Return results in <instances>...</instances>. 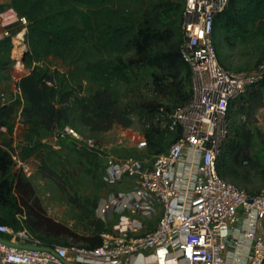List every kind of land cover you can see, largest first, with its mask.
Listing matches in <instances>:
<instances>
[{
  "label": "built area",
  "instance_id": "obj_1",
  "mask_svg": "<svg viewBox=\"0 0 264 264\" xmlns=\"http://www.w3.org/2000/svg\"><path fill=\"white\" fill-rule=\"evenodd\" d=\"M228 1L185 0L180 53L190 70V97L159 122L160 129L178 137L164 152L142 159L106 157L104 181L130 185L129 191L110 194L97 208L99 218L120 216L117 233H102V245L93 250L55 246L47 252L0 243V264H63L70 255L133 264V257L146 250L165 252L170 264H264V190L247 193L222 178L216 167L228 136L230 104L249 94L264 76V60L251 72L231 71L218 61L214 20ZM0 102L8 104L4 95ZM57 136L96 149L93 140H82L68 126ZM135 138L136 149L148 148L144 134ZM9 153L26 172L17 151ZM155 204L160 216L153 228L143 231L136 217L149 216ZM0 234L15 245L44 247L26 231L0 226Z\"/></svg>",
  "mask_w": 264,
  "mask_h": 264
},
{
  "label": "rangeland",
  "instance_id": "obj_2",
  "mask_svg": "<svg viewBox=\"0 0 264 264\" xmlns=\"http://www.w3.org/2000/svg\"><path fill=\"white\" fill-rule=\"evenodd\" d=\"M26 1L30 0H11V3L20 7ZM43 1L54 10L71 8L92 19L101 16L96 9L73 5L68 0ZM162 3H173L180 8L184 6L185 0H112L107 7L113 11L114 19L125 23L131 19L143 21L150 15L152 7ZM159 13L163 23L171 21L175 25L174 16L165 14L162 8ZM26 25L25 19V23L21 22L24 34ZM76 25L80 33L76 44L69 46L61 55L40 59L28 67L23 63L29 49L24 34L14 40L13 59L8 56L4 64L6 71L3 73L5 85L10 89L9 103L20 99V94L14 90L21 77L17 80L12 77L13 74L19 76L17 69L20 64L25 67V75L34 66L47 68L53 73L63 97L70 93L69 100L59 104L67 109V119L50 130H40L29 145L23 142L25 127L17 116L20 112L18 110L14 120L15 134L14 131L12 134L7 130L0 131V144H8L9 149L17 151L27 171L24 172L15 163L13 171L21 170L46 215L71 233L72 237L65 238L67 243L81 249L82 237L110 231L111 223L97 216V208L112 192L123 187L104 181L106 157L112 156L119 160L127 157L142 159L148 155V148L136 149L133 140L144 134L141 110L147 106L161 105L169 110L180 107L184 103L182 97L190 93V79L185 83H180L179 79L171 82L162 78L155 68L134 66L130 62L132 52L99 49L93 44L89 32L83 30L79 23ZM214 38L218 41V61L228 70L251 72L264 60V36L256 33L255 29L235 38L230 36L225 41L216 28ZM116 66L121 68V72L114 71ZM22 74V77L25 76L24 72ZM176 83L180 84L179 97L175 93ZM103 91L111 96L114 103L109 114L112 117L110 122L93 120L91 107H88L93 96ZM4 92L0 95H4ZM256 92L259 93L258 97H254V101L245 110L229 111L228 136L225 140L227 147L230 144L238 145V152H235L238 159L235 164L232 161L230 173L224 178L250 194L264 190V86L257 85L249 95ZM66 126L75 129L82 140H93L96 149L86 147L82 141L59 139V129ZM171 140L167 138L163 142L164 150ZM155 143L162 142L155 140ZM25 148L32 151V154L22 160ZM222 160L229 163L225 156L219 159L220 163Z\"/></svg>",
  "mask_w": 264,
  "mask_h": 264
},
{
  "label": "trees",
  "instance_id": "obj_3",
  "mask_svg": "<svg viewBox=\"0 0 264 264\" xmlns=\"http://www.w3.org/2000/svg\"><path fill=\"white\" fill-rule=\"evenodd\" d=\"M68 1L73 5L96 9L101 16L92 19L71 8L54 10L43 0L26 1L20 7L12 2L17 14L27 22L24 41L29 49L23 60L25 66H31L35 61L49 56L61 55L69 46L76 44L80 38L76 25L79 23L83 30L89 32L97 48L132 52V65L155 68L162 78L171 82L179 79L180 83H185L190 79V70L180 53L184 6L177 8L173 3H162L152 7L150 15L143 21L125 19V23H122L114 19L113 11L107 7L112 0ZM160 8L165 14L174 16L175 25H172L171 21L163 23ZM216 28L225 41L230 36L235 38L246 34L250 29H255L256 33L264 36V0H229L227 7L214 20V29ZM9 45L11 41L7 38L0 43V47ZM114 71L121 72V68L116 66ZM258 85L264 86V76ZM16 87L20 92V99L0 106V127H5L8 133L12 134L14 131L18 110L20 112L17 116L25 127L23 142H28L29 145L33 136L38 135L40 130H50L60 121L67 119V109L59 104H65L70 93L63 97L57 88L53 73L47 68L34 66L29 74L17 81ZM176 87L175 93L179 97L180 84L176 83ZM258 95L257 92L251 94L249 105ZM189 97L190 93L182 97L183 102L188 101ZM113 106L111 96L103 91L93 96L88 107H91L93 120L110 122L112 117L109 114ZM171 111L161 105L147 106L141 110L149 154L164 152L163 142L167 138L173 142L178 137L160 129L159 122L167 120ZM146 124L148 127H145ZM155 140L162 143L156 144ZM8 147V144H0V226L9 227L15 232L26 231L33 241L44 247H73L65 239L66 236L72 237L69 230L46 215L21 170L13 171L14 163L9 151L15 149ZM237 148L238 145L232 144L227 147L225 142L216 163L217 172L222 178L230 173V164L237 162ZM25 149L22 160L32 154L28 149L24 154ZM222 156H225L229 163L223 160L220 163ZM0 237L8 239L5 234H0ZM80 240L83 242L81 249L93 250L102 245L101 233L82 237Z\"/></svg>",
  "mask_w": 264,
  "mask_h": 264
},
{
  "label": "crops",
  "instance_id": "obj_4",
  "mask_svg": "<svg viewBox=\"0 0 264 264\" xmlns=\"http://www.w3.org/2000/svg\"><path fill=\"white\" fill-rule=\"evenodd\" d=\"M23 34H24V28L21 26V20L12 7L11 0H0V43L5 38L10 39L11 41V45L7 47H0V93L5 91L4 97L8 103L10 102L9 101L10 96L8 95L10 89L8 85H5V80L3 79L4 76L3 73L6 71V67H4V64H6V62L8 61L7 60L8 56L11 59H13V52L15 51V48H12V45L14 46L15 45L14 40L18 36H22ZM19 66L20 67H18L17 69L19 76L13 74L12 77H15L14 80H17L20 77H22L23 75L22 72H24L25 75V67L23 66V64H20ZM14 91L20 94V92L17 91L16 88ZM250 99L251 96L248 94L233 101L230 104L229 111L236 110L237 112L238 111L242 112L243 110H245V108H247L246 106L249 105ZM119 185L123 186L122 189L114 191L111 194L127 192L130 190L129 184H119ZM124 216H128V214L124 213ZM159 216H160V207L158 204H155L149 216L147 217L137 216L136 219L139 223L142 224L143 227L142 230L144 231L153 228ZM108 221L111 223V226H110V231L107 234L117 233V229L119 227V222H120V216L113 215L111 218L108 219ZM171 260L172 258H170L165 252L146 250L135 255L132 259V263L133 264H170ZM64 262L71 264H110V262L104 260L89 262L84 257L72 256V255H70L66 261H63V264Z\"/></svg>",
  "mask_w": 264,
  "mask_h": 264
},
{
  "label": "water",
  "instance_id": "obj_5",
  "mask_svg": "<svg viewBox=\"0 0 264 264\" xmlns=\"http://www.w3.org/2000/svg\"><path fill=\"white\" fill-rule=\"evenodd\" d=\"M0 243L8 247H20V248L27 249V250H39V251L52 252V250L48 247H33V246H25V245H15L13 243L7 242L5 239L1 237H0ZM64 264H71V263L64 262Z\"/></svg>",
  "mask_w": 264,
  "mask_h": 264
},
{
  "label": "bare ground",
  "instance_id": "obj_6",
  "mask_svg": "<svg viewBox=\"0 0 264 264\" xmlns=\"http://www.w3.org/2000/svg\"><path fill=\"white\" fill-rule=\"evenodd\" d=\"M18 38L20 39V36H18L17 39H18Z\"/></svg>",
  "mask_w": 264,
  "mask_h": 264
}]
</instances>
